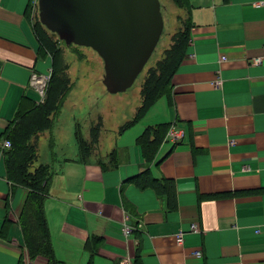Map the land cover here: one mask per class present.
Wrapping results in <instances>:
<instances>
[{"label":"crops","instance_id":"obj_1","mask_svg":"<svg viewBox=\"0 0 264 264\" xmlns=\"http://www.w3.org/2000/svg\"><path fill=\"white\" fill-rule=\"evenodd\" d=\"M187 2L176 30L189 20L188 43L169 96L120 133L141 96L112 95L98 82L85 86L78 104L73 89L52 132L35 141L32 170H53L44 212L65 264H264V0ZM38 12L32 0H0V264H22L29 254L21 227L29 191L10 180L2 144L24 101L45 100L31 84L34 73L53 70ZM99 122V140L84 158L77 133L90 141ZM159 126L170 128L150 163L140 138ZM173 126L184 134L179 143L169 138ZM147 172L173 183V206L138 185ZM125 222L135 228L131 237Z\"/></svg>","mask_w":264,"mask_h":264},{"label":"trees","instance_id":"obj_2","mask_svg":"<svg viewBox=\"0 0 264 264\" xmlns=\"http://www.w3.org/2000/svg\"><path fill=\"white\" fill-rule=\"evenodd\" d=\"M184 6H187V0H179ZM182 29L172 36V45L166 51V57L159 62L156 69H150L149 77L145 81L141 90L142 102L135 117L121 126L119 132L133 125L140 119L149 108H151L163 96H169L171 90V79L177 72L181 62L185 56V49L188 40L189 20L184 22ZM42 24L37 23V34L42 43V47L52 53L53 70L45 93L43 103L25 102L22 104L12 126L6 132V139L11 141L12 148L7 150V165L9 169V177L13 183L29 191L26 201L21 223L26 239V245L29 256L35 262L39 258H45L47 264H65L56 259L54 248L52 245L49 226L46 219L44 202L49 195L51 188L53 170L50 165H41L32 170L38 159V146L35 141L41 133L46 131L52 132L56 119L60 116L65 100L70 94L73 84L68 79L63 68L59 51L55 50L56 45L48 36V33ZM46 30V29H45ZM74 46V45H72ZM54 54V56H53ZM66 69L68 67H65ZM168 126H159L149 128L140 138L144 152L148 162H152L156 152L161 145L163 138L168 133ZM101 123L91 128V140L87 141L78 131L77 136L82 151V157H87L98 142L101 132ZM37 142V141H36ZM54 139L50 140V148L53 151ZM138 181V185L142 188L150 187L158 193L166 195L169 199L170 206H173L175 197L172 194L174 190L173 183L170 180H157L150 176L149 172L143 174ZM97 243V240H96ZM88 244L87 248L92 252H96L93 243Z\"/></svg>","mask_w":264,"mask_h":264},{"label":"water","instance_id":"obj_3","mask_svg":"<svg viewBox=\"0 0 264 264\" xmlns=\"http://www.w3.org/2000/svg\"><path fill=\"white\" fill-rule=\"evenodd\" d=\"M38 6L41 24L65 46L99 54L112 95L133 87L165 29L160 0H39Z\"/></svg>","mask_w":264,"mask_h":264},{"label":"rangeland","instance_id":"obj_4","mask_svg":"<svg viewBox=\"0 0 264 264\" xmlns=\"http://www.w3.org/2000/svg\"><path fill=\"white\" fill-rule=\"evenodd\" d=\"M160 1L162 5L164 20H165L164 33L162 35L161 40L159 41V45L155 53L148 62L144 71L140 74L135 84H133V87L127 91L130 100L132 99L136 100L135 98L136 93L138 94L139 97L141 96V90L143 88L145 81L149 77L150 69L152 68L156 69L158 67L159 62L166 57L167 49H170L171 45L173 44L172 35L175 34L174 32L177 33L178 30V29L176 30V27L179 26L180 24H183V18H182L183 12H181V10L184 9V7L181 1L179 0H160ZM32 2L34 3V0H32ZM35 21L36 23L41 24L39 14L36 15ZM39 29L40 32L43 30L47 32L48 36L52 40V43L56 45L55 50L59 51L58 55L61 58V60L59 59L58 62L63 63V68L65 69V73L68 76V79L71 81V84H73L74 88H72V90L74 89L75 94H78V100H72V101H76L78 104H80L82 100V96L85 95V92L83 91V89L86 88L85 86L97 84L98 82H101V84L103 83V78L105 74L104 61L99 56V54L91 48L80 47V46H70V47L65 46L66 44L63 41H61L56 34L48 32V30L41 29V26H39ZM65 67L68 68L66 69ZM97 89L98 87L94 88V90ZM140 98L142 100V96ZM117 104L113 106H116ZM127 104L132 105L131 101H129L128 99H127ZM121 105H124V99H122ZM66 110H68L69 113L73 112V110L69 107H67Z\"/></svg>","mask_w":264,"mask_h":264},{"label":"built area","instance_id":"obj_5","mask_svg":"<svg viewBox=\"0 0 264 264\" xmlns=\"http://www.w3.org/2000/svg\"><path fill=\"white\" fill-rule=\"evenodd\" d=\"M39 0H34L33 6L35 8H38L39 6ZM261 60H256V64L260 63ZM51 74L50 75H39L34 73L31 77V84L38 89L39 93L41 94L42 98L45 99V93L47 90V86L50 80ZM215 85L217 87H220L222 85V81L221 79L217 80L215 82ZM184 137V134H182L181 131L175 130V126H173L171 128V131L169 132V138L171 141H173L174 143H179ZM3 149L4 150H10L12 148V144L11 141L6 140L3 144ZM135 228L131 225H129L128 223L125 222V226H124V234L126 237H131L133 235ZM192 231L198 232L199 231V227L198 225L194 224L192 226ZM183 232H181L178 235V239L181 240L183 237ZM197 256H201L200 252L196 253ZM130 260L128 258L124 259L121 264H129ZM22 264H35V262L31 259V257L29 256V254L27 253L26 255H24L22 257Z\"/></svg>","mask_w":264,"mask_h":264}]
</instances>
